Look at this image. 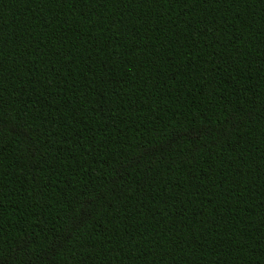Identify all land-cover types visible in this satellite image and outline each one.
<instances>
[{"label": "trees", "instance_id": "obj_1", "mask_svg": "<svg viewBox=\"0 0 264 264\" xmlns=\"http://www.w3.org/2000/svg\"><path fill=\"white\" fill-rule=\"evenodd\" d=\"M0 264H264V0H0Z\"/></svg>", "mask_w": 264, "mask_h": 264}]
</instances>
